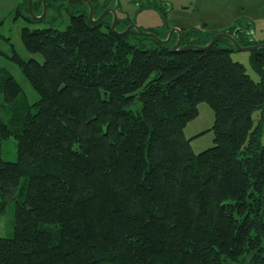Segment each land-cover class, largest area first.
I'll return each instance as SVG.
<instances>
[{"label": "trees", "instance_id": "trees-1", "mask_svg": "<svg viewBox=\"0 0 264 264\" xmlns=\"http://www.w3.org/2000/svg\"><path fill=\"white\" fill-rule=\"evenodd\" d=\"M242 19L183 28L181 46L238 28L256 44ZM22 36L42 59L12 58L39 99L0 62V213L16 206L0 264H264V48L256 78L228 37L175 51L177 33L161 43L84 15ZM201 102L214 145L197 153L184 130Z\"/></svg>", "mask_w": 264, "mask_h": 264}, {"label": "rangeland", "instance_id": "rangeland-1", "mask_svg": "<svg viewBox=\"0 0 264 264\" xmlns=\"http://www.w3.org/2000/svg\"><path fill=\"white\" fill-rule=\"evenodd\" d=\"M65 6H72V8H85L86 5L81 2H72L69 0H62ZM106 0H98V6H103ZM35 7L34 13L41 12V0H34ZM192 0H120L121 9H119V24L118 29H126L127 24L139 25L145 31H156L161 38L167 37L168 28L174 27L171 25L168 11L180 10L187 6L190 8L189 12L195 11V5H191ZM112 5L109 1L107 5ZM27 0H0V62L1 65L7 68L19 81L23 87L28 101L33 103L39 99L37 90L32 86L27 77L23 74L21 66L12 57L15 53H19L24 59H29L32 56L42 59L39 54L30 53L23 42V27L29 26L30 28L56 26L65 28L71 20V16L67 11L60 14L56 9L49 6L44 21H37L30 13ZM264 9V7H263ZM44 11V10H43ZM30 15V17H28ZM257 19H250L244 16L242 21L246 26L248 20L253 22V31L251 38L258 41L256 44L241 45V46H257L264 44V10L258 13ZM28 18V19H27ZM108 19V18H107ZM112 17H109L108 21ZM201 24H195L197 26ZM176 27L183 28L176 25ZM131 30V29H130ZM129 30V31H130ZM128 31V32H129ZM127 32V33H128ZM141 35V34H140ZM152 40H145L146 47H150ZM225 43V42H224ZM227 44V43H226ZM264 48V47H262ZM258 49V48H257ZM256 50V49H254ZM252 50L235 49L231 52L233 60L242 62L246 65L249 72L256 78L257 74L254 72L251 62ZM0 108L4 117L10 118L12 115L11 107L8 103L0 102ZM261 113L255 112V118ZM215 122V113L213 108L207 102L199 104V115L191 120L185 127V136L191 138V144L195 152L214 145V132L211 130ZM18 141L16 137H11L3 143V156L7 160L17 159ZM26 179H23V182ZM15 202L12 201L8 204L4 213H0V236L9 237L14 233L15 226Z\"/></svg>", "mask_w": 264, "mask_h": 264}, {"label": "crops", "instance_id": "crops-1", "mask_svg": "<svg viewBox=\"0 0 264 264\" xmlns=\"http://www.w3.org/2000/svg\"><path fill=\"white\" fill-rule=\"evenodd\" d=\"M195 11L183 6L180 10H169L171 25L191 27L195 24H206L210 29L221 30L232 25L241 16L257 19L258 13L264 10V0H192Z\"/></svg>", "mask_w": 264, "mask_h": 264}, {"label": "flooded vegetation", "instance_id": "flooded-vegetation-1", "mask_svg": "<svg viewBox=\"0 0 264 264\" xmlns=\"http://www.w3.org/2000/svg\"><path fill=\"white\" fill-rule=\"evenodd\" d=\"M41 1H42L41 5H40L41 12L39 14L36 13L35 15L41 16L44 14V17L41 19H38L37 21L46 20L45 16H46L47 10H48L49 6H51L54 9H56L58 12H60V14L64 11H67L69 13V15L71 16V18L73 16L84 15V16H87L94 23L104 22L107 26L110 25L111 27H112L113 23L115 22L116 23V25H115L116 30L121 32V29L117 28V26L119 24V19H118L119 18V9H121L120 0H106L103 3V6H98V4H96V2L98 3V0H69L72 2H78V1L83 2L86 5V7L88 8V10H86L85 8H79V10H78L76 8H72L71 5L65 6L62 0H41ZM109 1H112L113 4L107 5V3ZM27 2H28L27 7L29 8V0H27ZM45 4H46V6H45ZM34 7H35V2H34V0H32L33 11H34ZM29 11H30V9H29ZM91 13H92V17L90 16ZM28 17H30V15H28ZM109 17H112V19H111L112 21H108ZM128 25H131V24H127V26ZM173 26H175V25H173ZM183 28H187V27H183ZM183 28H182V30H183ZM112 29H113V27H112ZM124 29H122V30H124ZM132 29H134V28H132Z\"/></svg>", "mask_w": 264, "mask_h": 264}, {"label": "water", "instance_id": "water-1", "mask_svg": "<svg viewBox=\"0 0 264 264\" xmlns=\"http://www.w3.org/2000/svg\"><path fill=\"white\" fill-rule=\"evenodd\" d=\"M46 6V4H45ZM29 9H30V13L36 18V19H41L44 17V14L41 16H36L35 13L33 12V8H32V0H29ZM45 12V11H44ZM92 17V13L90 15ZM94 21V20H93ZM116 23L114 22L112 27L115 31L116 27H115ZM136 29L140 34L142 35H146V36H151L153 38H155L156 40H158L161 43H169L172 40V37L175 33L178 34V39L177 41L174 43L173 45V50L175 51H184L188 48H197V49H207L209 47H211L216 41H218L220 38L222 37H228L229 39H231V41L235 44V46L240 49V50H254L260 47H264V44H259L257 46H241L237 41H236V35L238 34L239 31L242 30V28H238L235 30L234 35H232L229 32H219L217 34L214 35V37L211 39V41L204 46H200L197 44H187L184 46H181V42H182V28L179 27H171L169 29L168 35L166 38H161L158 34H156L155 32H151V31H145L143 30L139 25L136 24H131L129 25L126 29L122 30L121 32L117 31L119 34H126L130 29Z\"/></svg>", "mask_w": 264, "mask_h": 264}, {"label": "bare ground", "instance_id": "bare-ground-1", "mask_svg": "<svg viewBox=\"0 0 264 264\" xmlns=\"http://www.w3.org/2000/svg\"><path fill=\"white\" fill-rule=\"evenodd\" d=\"M240 18H243V16H241Z\"/></svg>", "mask_w": 264, "mask_h": 264}]
</instances>
